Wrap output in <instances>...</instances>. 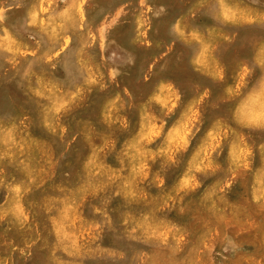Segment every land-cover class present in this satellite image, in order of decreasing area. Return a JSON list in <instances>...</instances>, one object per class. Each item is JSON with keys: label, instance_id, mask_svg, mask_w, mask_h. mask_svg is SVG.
<instances>
[{"label": "rangeland", "instance_id": "374dc122", "mask_svg": "<svg viewBox=\"0 0 264 264\" xmlns=\"http://www.w3.org/2000/svg\"><path fill=\"white\" fill-rule=\"evenodd\" d=\"M101 3L117 7L119 0ZM130 8L123 9L128 18L119 19L115 30H106L98 42L105 47V62L118 73L115 84L104 94L88 96L73 113L71 124L83 127L84 139L60 142L35 123L21 126L31 145V162L24 169L11 161L4 174L19 179L36 169L38 175L20 197L0 194V264H72L65 246L79 248L80 264H89L104 250L116 252L114 245L124 247L123 237L130 231L125 220L132 226L152 220L148 209L157 197L143 180L139 162L154 180L159 173L148 157L158 153L152 145L163 146L161 137L186 149L181 155L194 173L211 164L209 178L184 198L186 214L173 212L164 221L169 227L179 220L178 227L195 234L201 224L193 215L215 223L225 211L257 220L264 212L257 202L264 189V130L245 129L231 120L233 112L244 120L264 106V2L149 0L147 6L133 3ZM43 9L42 0H32L27 11L12 9L10 19L19 26L32 16L43 27ZM5 43L14 44L10 32L0 34V44ZM94 60L90 57V64ZM0 110L15 117L32 112V106L15 85H6ZM105 110L110 120L128 124L130 134L118 135L119 143L108 138L116 144V156L102 154L93 141L92 126ZM241 163L246 167H234ZM92 171L115 183L88 195ZM121 183L135 196H115L113 189L118 191Z\"/></svg>", "mask_w": 264, "mask_h": 264}, {"label": "clouds", "instance_id": "9594fccd", "mask_svg": "<svg viewBox=\"0 0 264 264\" xmlns=\"http://www.w3.org/2000/svg\"><path fill=\"white\" fill-rule=\"evenodd\" d=\"M42 3L47 14L43 27L32 16H26L17 26L10 19L11 10L27 11L32 0H0V34L10 32L14 39L12 46L0 44V94L4 93L6 85H15L32 106V112L15 117L0 110V194L7 192L12 199L25 194L38 175L36 169L19 179L16 176L9 179L4 174L11 161H17L24 169L31 162V145L21 126L26 127L25 121L28 125L35 123L44 133L52 132L60 142L73 137L84 139L83 127L71 124L74 111L94 92L104 94L109 84H115L118 75L111 71L114 65L105 62V47L98 42L106 30H115L119 19L128 18L123 9L130 11L133 3L147 6L149 0H119L117 7H104L101 0H42ZM92 42L97 46L91 47ZM90 57H95L91 64ZM260 79L264 82V72ZM115 107L112 103L111 108ZM231 120L245 129L264 130V106L244 120L233 112ZM92 127L93 141L101 145L99 151L106 155L116 156L117 153L116 144L111 143L109 137L119 143L118 135L130 134L125 121L117 124V120L109 119V110H105ZM10 132L15 134L10 136ZM161 141L162 147L152 145L158 147L157 155L148 157L159 173L154 180L144 173L146 165L139 162L143 180L152 185V194L157 197L148 209L151 222L144 218L132 226L125 220L130 231L123 237L124 247L114 245L116 252L104 250L89 264H264V212L257 220L252 215L238 218L225 211L215 223L201 222L193 215L192 219L201 224V230L195 234L183 225L178 227L179 220L171 223V227L164 222L173 212L177 217L186 214L184 198L209 178L206 173L210 172L211 164L194 173L184 164L181 153L186 149L183 146L168 143L166 137H161ZM118 162L125 163L124 160ZM234 167L246 165L241 163ZM114 183L104 173L92 171L88 179L91 187L85 191L88 195H98ZM113 194L126 199L135 196V193L125 192L123 183L118 191L113 189ZM257 202L264 207V189ZM56 231L60 232L59 227ZM248 246L253 251H249ZM63 250L73 258L72 264H80L79 248L70 250L65 246Z\"/></svg>", "mask_w": 264, "mask_h": 264}, {"label": "snow or ice", "instance_id": "6c2138e0", "mask_svg": "<svg viewBox=\"0 0 264 264\" xmlns=\"http://www.w3.org/2000/svg\"><path fill=\"white\" fill-rule=\"evenodd\" d=\"M227 15V13H225ZM261 60H264V55L261 56ZM262 97H264V92H262ZM262 103H264V100H262Z\"/></svg>", "mask_w": 264, "mask_h": 264}, {"label": "bare ground", "instance_id": "6f19581e", "mask_svg": "<svg viewBox=\"0 0 264 264\" xmlns=\"http://www.w3.org/2000/svg\"><path fill=\"white\" fill-rule=\"evenodd\" d=\"M242 16H243V15H242ZM242 16H241V17H242ZM245 16H246V15H245ZM239 18H240V17H239ZM239 24H240V23H239Z\"/></svg>", "mask_w": 264, "mask_h": 264}]
</instances>
